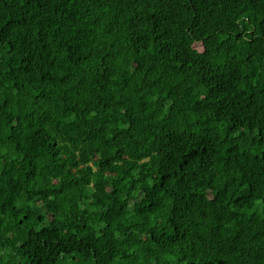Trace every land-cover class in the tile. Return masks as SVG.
Returning a JSON list of instances; mask_svg holds the SVG:
<instances>
[{"label":"trees","instance_id":"obj_1","mask_svg":"<svg viewBox=\"0 0 264 264\" xmlns=\"http://www.w3.org/2000/svg\"><path fill=\"white\" fill-rule=\"evenodd\" d=\"M0 264H264V0H0Z\"/></svg>","mask_w":264,"mask_h":264}]
</instances>
